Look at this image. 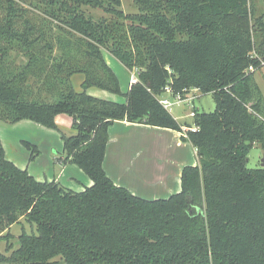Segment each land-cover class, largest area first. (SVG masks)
<instances>
[{
	"label": "trees",
	"instance_id": "trees-1",
	"mask_svg": "<svg viewBox=\"0 0 264 264\" xmlns=\"http://www.w3.org/2000/svg\"><path fill=\"white\" fill-rule=\"evenodd\" d=\"M252 13L249 0H133L128 13L121 0H0V121L60 131L55 117L69 116L58 161L91 180L80 191L37 180L0 141V264H264V165L247 166L251 147L264 149L254 77L264 15L252 23ZM103 50L139 69L125 93ZM167 84L211 93L215 108L195 110L187 140L198 164L182 168L180 191L149 200L106 174L108 127L127 120L180 130L156 98ZM24 144L32 157L36 146Z\"/></svg>",
	"mask_w": 264,
	"mask_h": 264
},
{
	"label": "crops",
	"instance_id": "crops-1",
	"mask_svg": "<svg viewBox=\"0 0 264 264\" xmlns=\"http://www.w3.org/2000/svg\"><path fill=\"white\" fill-rule=\"evenodd\" d=\"M263 69L264 66L261 67V70ZM60 115L64 114L55 117L56 123ZM176 121L180 125V130L127 120L114 121L108 127V141L103 161L106 174L115 184L149 200L167 198L179 192L182 168L185 165H197L198 157L194 146L183 136V125L191 124L193 119ZM28 127L29 125L25 124L23 129ZM3 147L7 151L5 146ZM65 165L67 164H63ZM63 174L53 177L52 180L77 191L91 184L90 178L85 174V179L79 186L81 189L78 190L73 187V176L64 178Z\"/></svg>",
	"mask_w": 264,
	"mask_h": 264
},
{
	"label": "rangeland",
	"instance_id": "rangeland-1",
	"mask_svg": "<svg viewBox=\"0 0 264 264\" xmlns=\"http://www.w3.org/2000/svg\"><path fill=\"white\" fill-rule=\"evenodd\" d=\"M121 3L122 9L125 12L128 13L133 11V0H121ZM249 3L251 4L253 10L251 22L254 23L253 17L264 15V0H249ZM99 13L101 14L100 11H97L96 14ZM103 55L105 61L108 63V65H110V67L117 75L121 92L125 93L129 88L130 73L128 71V68L124 67L108 51L103 50ZM254 77L264 95V69H260L259 71H257L254 74ZM81 80L82 76L80 74L73 75L72 81L75 89H80L79 86ZM89 93L93 96H97L103 99H109L117 102L125 101V96L123 94H114L97 87H91L89 89ZM97 93H99V95H94ZM167 96L169 95L167 94ZM194 106L199 111H213L215 108V102L212 94H201L199 98L194 100ZM168 111L176 119L183 121L192 120L191 117L186 115V113L188 112V108L185 104H174L169 107ZM33 123L34 122L30 120H24L23 122L19 121V123H7L4 121H0V141L7 150L5 151L6 156L10 160L14 161L20 168L27 169V171L37 180L51 181L53 177H59L63 173V175H65L64 178H66L67 176H73V187H76L79 190V186L85 179V173L82 172L79 167L73 165L70 162L67 163V165L63 166V164L58 161V151L62 148L60 131L64 132L65 134H70L72 132V129L70 127L71 118L69 116H66L65 114L60 115L57 118V123L59 125L60 131L57 129H51L41 126L37 123ZM25 124L29 125V127L23 129V126ZM26 140L35 145L37 148V151L33 153L32 157V150L27 148L24 144V141ZM262 164H264V149L260 145L254 144L248 153L247 166L250 168H254L262 166ZM73 190L77 191V189ZM9 230L14 235L9 239V242L12 243L14 247H17V240L15 237L20 234L21 225L15 223L9 228ZM1 234L2 233H0V236ZM6 244V240L0 237V251H4Z\"/></svg>",
	"mask_w": 264,
	"mask_h": 264
},
{
	"label": "built area",
	"instance_id": "built-area-1",
	"mask_svg": "<svg viewBox=\"0 0 264 264\" xmlns=\"http://www.w3.org/2000/svg\"><path fill=\"white\" fill-rule=\"evenodd\" d=\"M261 65L264 66V60L261 58H258ZM249 71H253L254 68L252 65L248 66ZM130 73L129 77V86L139 81V69L136 67L128 69ZM167 94L169 96H167ZM201 94L203 93L199 88L192 87V88H184L182 91L178 92H172L170 86L167 84L164 86L163 91L156 95V98L158 102L165 108L169 109L174 104H185L188 108V112L186 113L187 116L191 117V119L194 118L196 107L194 106V100L199 98ZM187 111V109H186ZM183 131L186 138H188V131H196L197 125H195L192 121L191 124L183 125Z\"/></svg>",
	"mask_w": 264,
	"mask_h": 264
},
{
	"label": "water",
	"instance_id": "water-1",
	"mask_svg": "<svg viewBox=\"0 0 264 264\" xmlns=\"http://www.w3.org/2000/svg\"><path fill=\"white\" fill-rule=\"evenodd\" d=\"M262 165H264V164H262Z\"/></svg>",
	"mask_w": 264,
	"mask_h": 264
}]
</instances>
